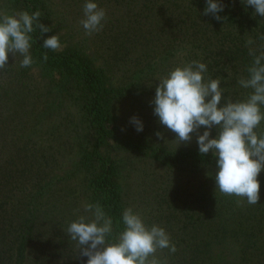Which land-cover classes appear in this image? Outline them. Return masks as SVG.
Masks as SVG:
<instances>
[{"label": "rangeland", "instance_id": "obj_1", "mask_svg": "<svg viewBox=\"0 0 264 264\" xmlns=\"http://www.w3.org/2000/svg\"><path fill=\"white\" fill-rule=\"evenodd\" d=\"M52 1L57 5V11L64 14L69 22L78 28L80 38L87 42L89 54L94 57L96 65L102 66L107 71V75L111 77L110 81L116 87H123L124 84L130 83L133 72L138 68L152 66V71L147 73V82L144 83V86H147L145 92L138 95V92L125 91L114 101L113 126L117 134L109 141L115 147L118 140L124 148L118 147L113 152L119 163L125 209L132 208L149 228L154 224L164 228L170 236L171 243L176 246L177 250L174 253L167 248L158 249L155 254L156 258L161 260L162 264H176L188 251L201 248V246L193 248L196 244L208 240H210L208 247L216 252L222 246L213 241L216 238L217 240H235L234 243L241 244L245 240L242 234L239 233L235 238L224 239L221 232L214 237L212 228L217 224L220 225L222 219L228 221L229 227L235 221L240 220L243 216L237 210L246 213L244 210L249 205L246 199L236 197L232 208L226 213L221 211L219 216L215 214L204 220L196 219V216L191 220L185 219L186 206L198 212L199 206L202 205L200 198L206 197L208 191L216 193L219 191L215 188L216 167L208 164L196 168L190 165L184 168L167 166L150 155L143 154L136 147L144 139L148 145L156 142L170 149L190 145L198 146L196 137L205 130L204 126L200 127L198 133L191 134V141L182 142L176 146L177 142L174 140L176 134L162 125L154 114L152 101L155 91L151 93V87H156L159 80L167 76L171 69L177 66L182 67L194 60L205 63L208 69L203 73L205 82L209 79H223L224 82L223 86L220 85L224 99L221 100L219 107L229 99L234 102L245 100L251 93V89H245L238 83L243 77L240 68L233 65L228 66L219 58L213 59L214 52L218 48L217 45L209 42L208 38L211 34L204 31V27L192 28V33L186 31L187 33L183 34L179 32L180 30L178 31V26L174 23L176 32L171 39L170 32L166 33L168 31L167 22H175L176 16L172 7L168 4V7L163 5V0H94L99 8L105 10L106 20L103 22V29L91 36L85 35L79 23L84 18L83 5L86 0ZM0 11L8 14L20 12L17 6L9 0H0ZM62 32H65L64 29ZM214 42H217V39H214ZM168 48L174 49L169 61L162 65L151 62ZM21 59L22 56L17 55L14 60L12 54L9 53L8 65L5 68L13 74V68L17 67ZM210 62H212V69H210ZM42 73L39 67H31L28 72L31 75L29 80L35 85L38 82L45 89L49 88L51 95L48 94L37 100L31 92L25 91L24 95L17 96L13 108L22 113L27 112L28 115L34 110L37 112L46 107L57 111L61 109L51 104L57 98V93L53 89L52 82L49 83L50 81ZM6 74L8 73L0 72L1 81ZM33 93L36 95L35 91ZM15 94H18L17 91ZM261 110L264 111V106H261ZM54 113H50L51 119ZM28 115L20 119L16 118L15 122L0 124V169L22 168V166L30 168V164H35L36 178L39 179L46 175L49 176V173L63 172L68 169L72 156H75L73 146H78V143L67 135L73 124L69 122L61 124L60 128H56L54 134L48 139L46 136L37 133L35 136L34 133H30L31 126H36V116L32 120L28 118ZM133 116L142 122V131H136L135 126L130 122ZM255 131L258 134L264 133V121H261ZM157 132L162 134L163 139L157 137ZM217 133L218 129L211 128L210 138L215 137ZM25 148H28L26 152H24ZM50 196L47 203V208H49L37 213L33 226L36 236V264H86L88 258L79 255L77 242L73 241L68 234L64 235L71 222L78 220L81 215L90 216V213L84 212L83 206L87 201L82 185L74 177L68 178L64 186H58L56 195L51 194ZM203 202L206 204L208 201L203 199ZM231 210H236L232 213L234 216L230 213ZM15 211L16 214H13L14 210L11 213V210L7 209L4 214L5 229L13 230L14 235L16 234L13 225L14 215L19 214L17 210ZM231 217L234 219L231 220ZM242 223L247 224L245 220ZM263 224L264 222L260 219L252 222V225L256 227V238L260 240L249 241L248 244H253L255 247L244 253L247 259L245 264H257V260L263 258L264 245L262 244L264 242L261 239L264 232L257 229ZM60 231H62L61 234ZM14 238L13 232L4 236L6 242H10V246L17 243L16 240H12ZM241 253L232 252L229 258L240 259L242 258Z\"/></svg>", "mask_w": 264, "mask_h": 264}, {"label": "trees", "instance_id": "obj_2", "mask_svg": "<svg viewBox=\"0 0 264 264\" xmlns=\"http://www.w3.org/2000/svg\"><path fill=\"white\" fill-rule=\"evenodd\" d=\"M9 1L17 6L18 10L27 11L29 14L39 10L42 14L40 22L50 26L51 30L40 34L39 29L36 28L30 34L33 38L30 54L35 61L30 67L21 68L17 64V67L13 68L14 75L6 68L0 70L2 73H8L2 81L0 80V124L15 122L16 118L20 119L22 116L28 115L27 112L22 113L13 108L18 95H24L25 91L31 92L37 100L48 96L51 91L49 88L41 87L38 82L35 85L29 80L31 75L28 72L31 67H39L42 74L50 81L49 83L52 82L53 89L57 93V98L51 104L57 108L61 107V109L57 111L46 107L44 110L31 112L28 118L33 120L36 116V126H31L30 133H34L35 136L37 133L49 139L56 128L69 122L73 126L71 129L68 128L67 135H70L71 139L78 143V146H73L75 156H72L68 169L63 172L49 173V176L46 175L40 179L36 178L35 164H30V168L22 166V168L0 169V264H36V236L33 226L37 213L40 210H47L50 195L55 196L58 186H64L67 179L73 177L82 185L87 203L100 204L104 212L111 217L113 231L107 237V242L109 244L116 243L120 232L125 227L122 222L125 200L119 163L113 151L118 147L124 148L118 140L115 147L109 141L117 134L115 126H113L115 120L113 103L125 91L138 92V95L145 92L147 86H144V83L147 82V73L152 71V66L138 68L133 72L130 83L124 84L123 87H116L110 81L111 77L109 78L107 71L102 66L96 65L94 57L89 54L87 42L80 38L78 28L71 24L64 14L57 11V5L52 0ZM219 2L224 5L223 10L217 13L222 17L221 20L215 19L210 13L204 14L206 0H163V5L167 6L168 4L172 7L176 16L175 22H167L168 31L166 33L170 32L172 39L176 32L174 23L178 26V31L180 30L179 32L183 34H186V31L192 33V28L204 27V31L211 34L208 38L209 42L217 45L218 48L214 52L213 59L219 58L228 66H238L241 75L247 79L250 75L248 68L253 62V57L248 54L249 47L258 49L259 45L264 43L259 39V35L264 34V18L255 14L254 9L242 3L241 0H219ZM63 29L65 32H62ZM54 34L59 36L62 45L60 51L43 47V40ZM249 37L255 43L246 46ZM214 39H217V42H214ZM173 50V48L165 49L163 54H158L151 62L162 65L170 60ZM44 53H47V61L42 59ZM212 68V62H210V69ZM15 75L17 76L15 77ZM219 80L223 86V79ZM155 89L156 87H151V93ZM15 91L18 94H15ZM33 91L36 92V95ZM53 112L55 113L51 119L50 113ZM214 129L217 128L214 127ZM33 142L35 143V141ZM143 143L146 144L145 139L141 140L136 147L143 154L150 155L167 166L184 168L190 165L192 168H196L208 164L216 167V157L212 155L211 151L202 156L197 145L170 149L156 142L151 145ZM24 146L26 147V144ZM27 149L25 148L24 152ZM257 179L260 183L258 204L248 205L244 210L246 213L237 210L243 217L235 221L231 227L227 220L222 219L220 225L217 224L212 228L214 237L221 232L224 239L235 238L240 233L245 237V240L241 244H236L233 242L235 240H231V242L216 238L213 241L222 245L216 252L213 248L208 247L210 240H208L209 242H199L193 247L201 246L199 250L188 251L176 264H245L247 259L244 253L255 247L253 244H248L249 241L260 240L256 238V227L252 225V222L255 219L264 222V170L259 173ZM67 185L69 186V184ZM64 189L66 188L64 187ZM207 194L206 197L200 198L202 205L199 206L198 212L190 206H186L184 209L185 219L191 220L196 216V219L204 220V218L209 219L215 214L219 216L221 211L228 212L236 201V196L224 195L220 191L217 193L208 191ZM203 199L208 202L203 204ZM7 209L11 210V213L14 210L13 214H16L15 210L19 213L18 216L14 215L15 235L13 230L5 229L4 214ZM234 212L236 210H231L230 213ZM232 215L234 216V214ZM244 220L247 224L242 223ZM55 221L54 224L57 225ZM257 229L264 232V224ZM11 232L15 237L12 240L17 241L13 246H10V242H6L4 239V236ZM61 233L62 231H60ZM261 240L264 242V236ZM227 250L229 252H226ZM230 250L232 251L230 252ZM237 251L242 252V258L234 257V260L233 257L229 258L230 253ZM262 252L263 258L262 260L258 259L257 264L264 263V250Z\"/></svg>", "mask_w": 264, "mask_h": 264}, {"label": "clouds", "instance_id": "obj_3", "mask_svg": "<svg viewBox=\"0 0 264 264\" xmlns=\"http://www.w3.org/2000/svg\"><path fill=\"white\" fill-rule=\"evenodd\" d=\"M241 2L264 18V0ZM223 8L219 0H206L204 14L210 13L221 20L217 13ZM83 13L84 18L79 23L85 35L91 36L103 29L106 12L94 0H86ZM41 16L39 10L31 14L27 11L14 14L0 11V70L8 65L9 53L14 60L17 55L22 56L21 68L30 67L35 62L30 54L33 40L30 34L36 28L40 34L51 30L50 26L40 22ZM259 39L264 41V34H260ZM254 43L249 37L246 46ZM43 47L62 50L58 34L44 39ZM248 54L253 57L248 68L249 78L241 77L238 81L243 88L252 90L245 100L234 102L229 99L218 107L224 99L221 81L209 79L205 82L203 73L207 72V66L194 60L171 69L159 80L152 103L159 122L176 134V146L191 141V134L198 133L204 126L205 130L197 134L196 142L202 156L211 151L216 157L215 188L224 195L246 199L249 205H255L260 191L257 177L264 170V133L255 131L264 121V111L261 110L264 106V43L258 49L249 47ZM42 59L47 61V53ZM130 122L136 131L143 130L139 118L133 116ZM213 127L218 129V133L210 138ZM156 135L163 139L160 132ZM83 208L90 216L81 215L68 225L66 231L77 242L79 255L88 258L86 264H162L155 256L158 249L167 248L173 253L177 250L164 228L155 224L147 227L141 216L130 207L122 213L124 230L116 243L109 244L107 237L113 231L111 217L98 203H86Z\"/></svg>", "mask_w": 264, "mask_h": 264}]
</instances>
